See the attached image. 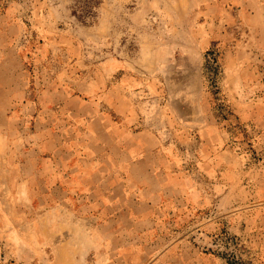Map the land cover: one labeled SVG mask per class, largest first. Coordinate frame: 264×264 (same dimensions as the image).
Instances as JSON below:
<instances>
[{
    "label": "rangeland",
    "instance_id": "1",
    "mask_svg": "<svg viewBox=\"0 0 264 264\" xmlns=\"http://www.w3.org/2000/svg\"><path fill=\"white\" fill-rule=\"evenodd\" d=\"M9 4L24 77L12 102L0 88V264H72L78 255L83 242L66 236L71 216L49 181L77 153L45 147L50 135L70 144L69 114L110 110L112 86L139 118L132 128L153 131L187 165L213 143L228 191L242 193L230 223L240 211L246 224L244 237L227 232L214 247L232 264L252 263L248 235L264 228V42L251 37L243 0H0V11ZM211 175L215 186L220 171Z\"/></svg>",
    "mask_w": 264,
    "mask_h": 264
},
{
    "label": "crops",
    "instance_id": "2",
    "mask_svg": "<svg viewBox=\"0 0 264 264\" xmlns=\"http://www.w3.org/2000/svg\"><path fill=\"white\" fill-rule=\"evenodd\" d=\"M252 1V7L250 0L240 7L247 12L251 37L264 42V0ZM12 7L0 11V88L8 103L24 77L15 32L19 18L9 13ZM115 90L112 86L104 97L110 110L66 117L69 145L53 143L50 135L45 147L50 153H77L75 164L62 155L60 171L49 173V181L61 187V208L71 216L61 226L68 237L79 232L83 242L72 264H230L214 247L216 240L227 232L244 237L246 224L240 211L231 214H237V222L230 223L229 209L243 202L242 193L228 191L226 162L214 161L213 143L205 141L197 152L202 160L187 165L153 131L132 128L139 118L125 97L111 94ZM216 156L223 158L224 153ZM214 169L221 174L218 186L211 182ZM68 199L73 202L66 203ZM253 211L255 207L247 210ZM248 236L254 258L240 264H264V228Z\"/></svg>",
    "mask_w": 264,
    "mask_h": 264
},
{
    "label": "trees",
    "instance_id": "3",
    "mask_svg": "<svg viewBox=\"0 0 264 264\" xmlns=\"http://www.w3.org/2000/svg\"><path fill=\"white\" fill-rule=\"evenodd\" d=\"M95 1H98V0H95ZM88 12V11H87ZM230 264H232V262L230 261Z\"/></svg>",
    "mask_w": 264,
    "mask_h": 264
}]
</instances>
